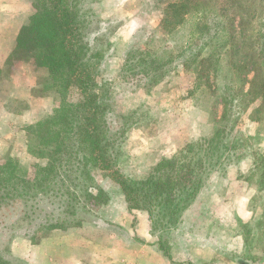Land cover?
<instances>
[{"label": "rangeland", "instance_id": "1", "mask_svg": "<svg viewBox=\"0 0 264 264\" xmlns=\"http://www.w3.org/2000/svg\"><path fill=\"white\" fill-rule=\"evenodd\" d=\"M72 1L88 49L98 56L96 80L111 107L115 169L131 180H142L186 144L224 129L231 150L193 204L198 202L205 215L206 208L226 202L242 217L236 213L231 217L226 207L218 205L221 215H217L223 219L208 210L216 223L207 226L195 217L192 228L179 231H188L186 240L196 261L204 260L199 264H264V102L243 96L253 78L251 57L260 64L264 57L245 49L249 42L243 41L236 28L240 13L228 18L209 8L190 14L176 31L165 34L160 28L165 0ZM251 6L252 16L243 14L245 34L255 29L262 35L263 3L254 0ZM17 9H11V34L17 20L24 17L20 3ZM10 26L4 22V28ZM133 53L136 59L142 54L144 62L134 59L131 66L125 65ZM8 58L0 77V114L19 113L29 103L33 108L15 121L2 116L0 159H12L28 169L37 160L28 154L25 128L50 115L59 100L43 91L45 69L9 63ZM145 70L149 76L143 75ZM20 91L26 92L28 102L15 97ZM67 98L70 102L80 99L77 91ZM94 176L102 179L99 173ZM99 183L108 190V203L88 212L78 210L81 227L67 230L45 229L46 224L65 218L59 215L57 202L26 204L0 198V260L10 264H115L111 263L113 247L135 244L142 217L127 211L123 194L111 181ZM175 229L151 230L171 254L184 247L176 244L183 240L172 235ZM209 233V239L201 242L199 236ZM185 253L183 249L177 256L186 259Z\"/></svg>", "mask_w": 264, "mask_h": 264}, {"label": "trees", "instance_id": "2", "mask_svg": "<svg viewBox=\"0 0 264 264\" xmlns=\"http://www.w3.org/2000/svg\"><path fill=\"white\" fill-rule=\"evenodd\" d=\"M165 1L160 22L165 34L176 31L190 14L209 8L218 16L240 13L236 28L243 41L249 42L245 49L263 59L264 33L256 34L260 30L253 29L250 35L245 34L243 14L252 16L254 0ZM260 1L264 26V0ZM30 4L32 13L18 32L8 62L45 69L43 91L51 92L59 102L50 115L25 128L28 154L36 163L25 169L12 159H0V198L23 200L26 204L57 202L59 215L65 218L46 224L45 229L67 230L81 227L82 222L76 218L78 210L88 212L108 203V190L99 183L107 179L120 189L130 214L148 216L151 230L175 229L227 158L225 154L231 149L225 143V130L217 128L208 137L186 144L170 159L154 166L142 180L123 176L114 167L113 120L109 118L111 107L96 80L98 56L88 49L73 1L32 0ZM138 58L136 53L129 55L125 65L131 66L134 59L138 63L145 60L142 54ZM250 61L253 78L243 96L264 102V63L256 62L254 56ZM143 75L149 76V71ZM197 79L202 81V76L197 75ZM72 91L78 92L79 101L68 100ZM95 173L102 179H95ZM158 246L168 255L169 249L161 240ZM0 264L10 263L0 260Z\"/></svg>", "mask_w": 264, "mask_h": 264}, {"label": "crops", "instance_id": "3", "mask_svg": "<svg viewBox=\"0 0 264 264\" xmlns=\"http://www.w3.org/2000/svg\"><path fill=\"white\" fill-rule=\"evenodd\" d=\"M21 4L23 11L21 12L20 15L24 14L23 18H21V20L18 23L17 20V26H15V29H13L12 34H11V16L14 17L13 13L11 12V9L16 10L18 8V4ZM31 5L28 4L27 0H13L10 2H7V0H0V31L1 33V38H0V69L3 71L5 69V64H6V60L9 57V55L11 54V52L13 51L14 47H15V41L18 35V32L20 30V28L25 25L28 22V14H29V10ZM14 7V8H13ZM18 10V9H17ZM27 14V15H26ZM19 19V17H18ZM4 22H8L10 28H4ZM14 80H10L9 83H13ZM22 95L25 94V96H20L21 94H14L16 98H19L21 100L26 99V101L28 102V99L25 98L26 97V92L25 91H20ZM2 92H0V101L2 98ZM27 97H29V95H27ZM33 106L29 103V106L24 109V111L21 112H17V113H12L10 111H6L0 114V121L2 116H7L9 117V121H15L17 119H22L25 114L31 112L30 110H32ZM32 123V121L30 122ZM1 124V123H0ZM226 199V198H225ZM197 201V200H196ZM195 204V205H194ZM192 206L189 207V210L187 209V211L185 212V214H183L181 223L179 224V227L177 229H175L172 233V235H175V237L177 235L178 238H182L183 241H179L176 242V244H178L179 246H182L184 244V247H178V251L177 249L171 253H168V255H165L163 252H161L159 250V246H158V242H157V237L151 232V228L149 227V218L148 216H146L145 214H139L138 217H142L139 221V225L141 223V225L139 226V230H137L136 232V236L137 237L135 240L133 239V243H137L138 241H140L139 245H135V244H120L118 245L119 247H113L115 248L113 251L114 256H113V261H111V263H115V264H199V263H204V260L201 258H195V254H194V250L193 247L189 246L186 240V234L188 233V231H184L181 230V232L179 231V228H187V227H193L195 223H193V219L195 217H199L200 219V223H206L207 226H209L210 224H212L214 221L216 223V220L214 219V217H211L208 215V210H211V213L214 214L216 217H219V219H223L221 218V216H218L217 213L218 210H221V208H217L218 205H223L224 207H226L229 216L233 217L235 215V213L237 214L238 217H242L240 214L233 211V209L231 207H227L228 203L226 202H221L220 204H217L215 207L212 208H206V213L204 215L203 213V208L200 206V204L194 203ZM227 213V214H228ZM138 215V214H137ZM221 215V213L219 214ZM226 215V212H225ZM195 220V219H194ZM227 220V219H226ZM225 220V221H226ZM224 221V220H222ZM224 221V222H225ZM227 223V221H226ZM184 238H183V235ZM210 233L208 235H200L199 239L201 240V242H205V240H207V238L209 239ZM188 236V235H187ZM156 237V238H155ZM207 237V238H206ZM241 237V236H240ZM185 250L186 253L185 255H187L186 259H179V253H182V250ZM178 254V256H177Z\"/></svg>", "mask_w": 264, "mask_h": 264}]
</instances>
